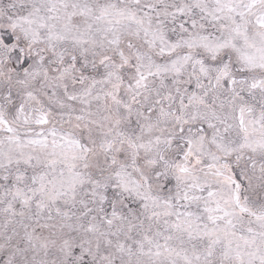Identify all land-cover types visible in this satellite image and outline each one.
<instances>
[{
  "label": "snow or ice",
  "instance_id": "snow-or-ice-1",
  "mask_svg": "<svg viewBox=\"0 0 264 264\" xmlns=\"http://www.w3.org/2000/svg\"><path fill=\"white\" fill-rule=\"evenodd\" d=\"M0 264H264V0H0Z\"/></svg>",
  "mask_w": 264,
  "mask_h": 264
}]
</instances>
